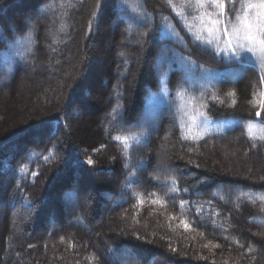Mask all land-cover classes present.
<instances>
[{"label":"trees","instance_id":"obj_1","mask_svg":"<svg viewBox=\"0 0 264 264\" xmlns=\"http://www.w3.org/2000/svg\"><path fill=\"white\" fill-rule=\"evenodd\" d=\"M187 1L0 3V264H264V63L215 57Z\"/></svg>","mask_w":264,"mask_h":264},{"label":"snow or ice","instance_id":"obj_2","mask_svg":"<svg viewBox=\"0 0 264 264\" xmlns=\"http://www.w3.org/2000/svg\"><path fill=\"white\" fill-rule=\"evenodd\" d=\"M3 0H0L2 3ZM126 3V0H123ZM207 3V7L205 6ZM232 3L233 8L232 11L229 12L227 4ZM197 7L203 10V16H207L208 20L204 21L203 16L201 17V34L195 35L196 41L200 43H204L207 45H216V51L213 53L215 57H222L224 53L230 52L229 61L234 60L238 65H243V61L241 57L244 56L245 53H250L255 55L257 51L260 52V60L264 63V0H259L258 3H252L251 0L248 2L241 3V6L237 8L236 0H196ZM97 6L99 8H103V0H97ZM190 6V5H189ZM136 9H133L135 12ZM228 14L230 17H233V21L231 26L228 25L227 22L223 21L222 17ZM166 19V18H165ZM204 24H207V28L205 29ZM224 24L223 29H221L220 25ZM91 25L89 26V34H91ZM141 27L147 29L146 31L141 33V43L140 47L143 48L148 44L150 39V34L152 29L148 28L147 24H142ZM171 32V35L174 36L177 40L180 39L179 34L175 32L174 29L169 25H165ZM207 32V37L203 35V32ZM219 34V35H218ZM18 44L23 43V39L17 40ZM221 43L224 45V48L221 49ZM170 49L165 44L160 48L158 53V63L155 65V70L159 74V91L150 93L147 97V105H146V120H152L154 122V108L157 105L171 103V97L169 92L167 80V72L164 71L165 61L170 59ZM178 62L184 66H190L194 62L188 60L187 57H177ZM10 62V61H9ZM202 71L205 73L211 72V69L204 68L200 66ZM264 82V81H262ZM178 87H183V85H177ZM75 91L71 94L74 95ZM199 115H203V113H199ZM257 117L261 116V112L258 111L256 113ZM189 131V136H186L185 139H199L203 133H193L192 129L197 128V120L196 117H192L190 119V123L187 126ZM252 126L249 125V128ZM47 128L46 122H41L38 126V130H43ZM84 163L88 166H93V160L87 159ZM23 171V169H20ZM168 174H172V170H167ZM35 176V174H34ZM177 180L175 178L171 179V191L178 192ZM19 187V185H17ZM185 191H188L185 189ZM160 203V201H156ZM181 206L184 201L181 200ZM163 206V205H162ZM184 229L189 230V224L187 222L181 221ZM139 238V237H137ZM31 247V245H30ZM110 252H114L113 249H109Z\"/></svg>","mask_w":264,"mask_h":264},{"label":"rangeland","instance_id":"obj_3","mask_svg":"<svg viewBox=\"0 0 264 264\" xmlns=\"http://www.w3.org/2000/svg\"><path fill=\"white\" fill-rule=\"evenodd\" d=\"M187 3H188V5L191 6V8H192L193 10L196 9V11H198L196 14H195V13L193 14V11H192L188 6H186L185 4L183 5V7H185V11H184V12H185V14H186V17H187V18H191L192 24H193L194 22H195V23L199 22V24L196 25L197 28H196L195 30H196V32L198 33V35H200V34H201V24H202V22H201V17L203 16V10H201V9H199V8L197 7L196 0H188ZM180 6H181V5H180ZM205 6L207 7V3H205ZM186 8H188L190 11H189V10H186ZM178 10H181V8H178ZM180 15L182 16V12H180ZM222 19H223V21H225V16H223ZM203 20H204V21H207V20H208V17H207V16H203ZM204 27H205V29H206V28H207V24H204ZM220 27H221V29H223L224 24H221ZM203 35H204L205 37H207V32L204 31V32H203ZM218 35H219V34H218ZM109 42H110V41H109ZM110 45H111V43L108 44L107 48H109Z\"/></svg>","mask_w":264,"mask_h":264}]
</instances>
